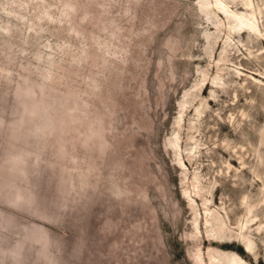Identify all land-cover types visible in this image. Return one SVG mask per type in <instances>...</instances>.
<instances>
[{"label":"rangeland","instance_id":"obj_1","mask_svg":"<svg viewBox=\"0 0 264 264\" xmlns=\"http://www.w3.org/2000/svg\"><path fill=\"white\" fill-rule=\"evenodd\" d=\"M221 1L0 0V264H264V0Z\"/></svg>","mask_w":264,"mask_h":264},{"label":"bare ground","instance_id":"obj_2","mask_svg":"<svg viewBox=\"0 0 264 264\" xmlns=\"http://www.w3.org/2000/svg\"><path fill=\"white\" fill-rule=\"evenodd\" d=\"M215 4L224 13H226L227 15L230 14V11L231 10L228 8V6H227L226 3L222 2L221 0H216ZM234 18L236 20V24H235L236 27H239V28L240 27H249V29L250 28H257L256 18L254 16H247V15H245V16H242L241 17V16H238V15H235ZM252 248H253V244L250 243V242H247L246 243V250L249 251V252H251L252 251ZM225 255L228 258V262L226 264H246V262L240 256H238V255H235V254H233V255L225 254Z\"/></svg>","mask_w":264,"mask_h":264}]
</instances>
